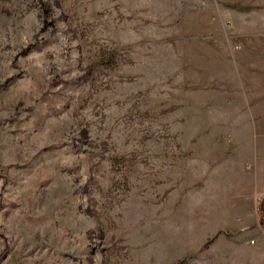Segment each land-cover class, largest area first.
Listing matches in <instances>:
<instances>
[{"label":"rangeland","instance_id":"obj_1","mask_svg":"<svg viewBox=\"0 0 264 264\" xmlns=\"http://www.w3.org/2000/svg\"><path fill=\"white\" fill-rule=\"evenodd\" d=\"M222 140L257 178L264 0H0V264H264Z\"/></svg>","mask_w":264,"mask_h":264},{"label":"crops","instance_id":"obj_2","mask_svg":"<svg viewBox=\"0 0 264 264\" xmlns=\"http://www.w3.org/2000/svg\"><path fill=\"white\" fill-rule=\"evenodd\" d=\"M258 69L260 66H256ZM256 67L248 68L244 67L241 69L242 78L244 77H254L255 79L260 78L259 75L256 76L258 69ZM253 83L257 80H250ZM215 149L209 150V147L205 145V181L210 180L211 175L214 177L213 173L217 169V177L220 174L221 166L220 163H226L228 170L231 171L233 177H235V182L233 183L234 189H244V194L253 196H263L264 195V143L256 147L257 152L263 157L260 158V174L257 169L255 176L252 181V177L248 172L242 170V163L249 161V154L251 150L248 147H244L241 143L234 142L230 143L225 140L219 141L213 146ZM259 148V149H258ZM214 177V178H215ZM213 178V179H214Z\"/></svg>","mask_w":264,"mask_h":264},{"label":"trees","instance_id":"obj_3","mask_svg":"<svg viewBox=\"0 0 264 264\" xmlns=\"http://www.w3.org/2000/svg\"><path fill=\"white\" fill-rule=\"evenodd\" d=\"M44 13H45V16H47V15H48V10H45V12H44Z\"/></svg>","mask_w":264,"mask_h":264},{"label":"water","instance_id":"obj_4","mask_svg":"<svg viewBox=\"0 0 264 264\" xmlns=\"http://www.w3.org/2000/svg\"><path fill=\"white\" fill-rule=\"evenodd\" d=\"M263 209H264V202H263Z\"/></svg>","mask_w":264,"mask_h":264}]
</instances>
